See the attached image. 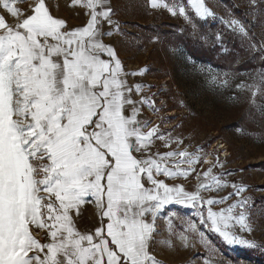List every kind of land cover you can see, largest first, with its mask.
I'll use <instances>...</instances> for the list:
<instances>
[{
    "label": "snow or ice",
    "instance_id": "6c2138e0",
    "mask_svg": "<svg viewBox=\"0 0 264 264\" xmlns=\"http://www.w3.org/2000/svg\"><path fill=\"white\" fill-rule=\"evenodd\" d=\"M18 2L0 0V264H159L151 241L157 217L172 203L197 210L198 222L189 221L185 231L206 247L204 230L228 245L258 247L244 235L253 231L245 198L213 210L233 193L202 195L227 186L213 172L223 166L219 157L181 150L182 140L140 118L142 108L158 109L148 95L133 99L144 86L129 85L127 77L137 73L126 72L115 47L104 42L113 26L108 0H72L88 17L72 28L45 0H32L27 11ZM187 3L196 17L214 15L203 0ZM151 7L195 27L183 2L151 0ZM224 22L248 36L239 20ZM157 139L171 150L154 152ZM199 164L208 167L197 172ZM193 173L194 191L158 178ZM232 187L237 197L245 191ZM86 202L95 203L99 224L81 230L76 217ZM181 239L189 246L187 235Z\"/></svg>",
    "mask_w": 264,
    "mask_h": 264
},
{
    "label": "rangeland",
    "instance_id": "374dc122",
    "mask_svg": "<svg viewBox=\"0 0 264 264\" xmlns=\"http://www.w3.org/2000/svg\"><path fill=\"white\" fill-rule=\"evenodd\" d=\"M45 2L52 15L73 18L86 13L82 7L70 6L72 0ZM175 2L185 4L195 27L163 7L152 8L151 0H109L112 40L124 70L137 73L127 77L129 85L144 86L143 93H134L133 99L148 95L158 109L144 107L140 118L151 121L149 127L159 125L173 140H182L181 150L203 149L209 154L206 159L219 157L223 166L213 172L222 175L227 186L202 195L219 199L233 193L213 210L245 198L253 231L244 235L259 246L228 245L218 234L202 229L209 241L206 247L197 235L185 231L189 221L198 222L197 210L172 203L157 217L151 254L159 264H264V0H203L214 13L203 19L195 16L187 0ZM31 4L32 0H22L17 6L27 11ZM0 14L5 13L0 10ZM6 19L12 22L11 17ZM230 19L239 20L248 36L228 27L224 21ZM176 147L172 143L171 148ZM152 150L171 149L157 139ZM207 167L199 164L197 172ZM158 178L183 184L189 191L197 184L195 173L187 179ZM233 184L245 188L240 197L234 194ZM76 220L81 230L97 227L95 203H84ZM35 234L44 241L42 231ZM181 235L189 237V246Z\"/></svg>",
    "mask_w": 264,
    "mask_h": 264
},
{
    "label": "crops",
    "instance_id": "0c3cea01",
    "mask_svg": "<svg viewBox=\"0 0 264 264\" xmlns=\"http://www.w3.org/2000/svg\"><path fill=\"white\" fill-rule=\"evenodd\" d=\"M108 6H110L109 0H108ZM53 16L54 17H57V18L64 19L67 22V25L70 28L77 27V26H82V25L86 24L87 19H88L86 13L85 14H82L80 16L73 17V18H70L69 16H66V15H63V14L62 15H58V16L53 14ZM104 30L105 31H108V27L106 25H104ZM104 42L113 45L115 47V49H116V44L112 40V37L111 36H107L106 35L104 37ZM116 51H117V49H116Z\"/></svg>",
    "mask_w": 264,
    "mask_h": 264
}]
</instances>
